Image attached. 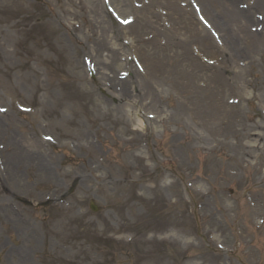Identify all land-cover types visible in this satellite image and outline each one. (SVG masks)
<instances>
[{"label":"rangeland","instance_id":"374dc122","mask_svg":"<svg viewBox=\"0 0 264 264\" xmlns=\"http://www.w3.org/2000/svg\"><path fill=\"white\" fill-rule=\"evenodd\" d=\"M55 1L54 9L60 11L61 20L77 16L82 18L84 27L63 30L62 34L53 31V28L62 30L55 16H50L54 9H38L41 5L34 6L37 0H0V95L4 94L3 87H6L9 95L5 102L15 96L22 103L34 106L36 113V116L11 114L10 118L15 117L0 123V137L7 135L5 139L0 138V144L5 145L1 155L8 157V141L26 145L40 132L49 133L60 141V146L51 150L43 146L44 159L31 158L25 162L21 174L11 179L14 192L10 191L7 195L0 192V199H7L17 207L16 214H11L16 217L12 219L7 211L0 210V246L9 243V246L19 250L14 257L21 260L20 264H216L222 259L217 258L213 246L207 244L208 231H215L213 235H220L221 242L227 245L240 239L242 245L238 246V252L243 264L247 250L264 254L261 239L250 229L255 210L258 216H264V150H257L259 147L262 150V145L264 148V128L256 104L261 94L264 97V51L261 54L255 51L252 66H246L241 71L234 68L240 76L236 77L233 86L228 85L227 92L229 88L251 90L255 102L247 106L248 118L244 120L245 124H240L244 128H234V133L229 128V133L226 132L230 143L218 146L225 152L218 149L215 155L208 152L209 143L220 145L218 140L222 135L207 131L208 140H202L193 132L192 128H196L199 133L189 115L182 117L187 121L183 124L178 119L180 114L174 102L170 100L165 106L169 94L176 90L171 82L167 86L160 85L166 98L156 97V101L159 100L157 107L153 106L150 110L159 112L160 118L166 114L171 121L170 129H175L178 137L166 131L163 133V128L159 127L155 128L153 139L138 135L129 146L124 143L127 136L135 135L139 130L133 133L137 122L132 120L131 108L119 101L117 93L110 95V101L102 90L106 88L104 84L97 89L93 83H88L81 56L94 54L97 67L106 71L108 78L123 64L116 59L112 75L108 69H103L102 63L109 61L106 59L108 52L97 47L102 40L98 29L95 37H89L87 25L90 16L81 12L84 11L81 7L83 0ZM120 8L125 12L131 10L128 3L120 4ZM51 22L52 27L49 26ZM141 29V34L147 33L143 30L145 28ZM57 36L61 39L58 40ZM245 40L248 42L246 34L242 42ZM87 89L92 92L86 94ZM95 93L98 102L91 105ZM140 93L136 98L142 101L145 95ZM198 95L199 92L193 94L194 101H198L195 99ZM78 107L81 109L79 115L76 114ZM88 114L98 115V122L88 124ZM19 118L23 121L16 123ZM48 120L54 121L57 127L44 129L40 126V122ZM13 128H19L20 133L14 134ZM81 128L87 131V139L95 136L94 131L96 136L104 139L108 148L97 146L100 155L111 160L91 175L84 174L82 163L78 162V169L72 168L77 157L83 156L80 154L83 150L76 153L75 159L65 154L67 141H72L74 147L81 143L82 140L76 136ZM253 131H260L261 137L256 134L249 137V132ZM175 140L178 142L175 143ZM117 141L119 146L112 147ZM143 141L148 144L145 148L141 144ZM177 143L183 144L184 150ZM150 149L153 156L161 153L155 157L158 161L154 173H148L149 163L135 157L138 154L143 157L149 155ZM217 154L219 157L216 159ZM182 155L186 156L182 164L174 162V156L181 159ZM212 158L214 160H207ZM89 160L90 157L84 162ZM38 161L40 166L36 164ZM30 164H34L33 167ZM141 170L146 176L139 180L127 179L125 175ZM228 171L236 173L229 175ZM103 175L111 176L110 185L103 181ZM184 176L192 184L208 191L209 195L202 199L198 194H190V189H184L181 180ZM98 179L105 187L96 181ZM6 183L10 188L8 180ZM227 187H233L235 193L229 196ZM246 190L258 199L252 208L244 201ZM46 195L49 197L47 200ZM59 198L64 200L59 201ZM192 198L199 200L203 207L195 209ZM90 200L100 206L99 211L89 209ZM226 217L228 220L234 217L235 221L227 222ZM238 222L249 227L248 238L232 236L240 226L236 224ZM125 229L136 234L135 242L127 247L126 254L119 251L108 253L109 249L101 244L119 248V243L118 246L115 243L109 245L108 239H125L128 234H122ZM164 237L172 243H164ZM189 243L190 251L185 252L182 246ZM219 253L220 257L225 254ZM109 254L114 255L109 257ZM2 263L5 264L3 259Z\"/></svg>","mask_w":264,"mask_h":264},{"label":"bare ground","instance_id":"6f19581e","mask_svg":"<svg viewBox=\"0 0 264 264\" xmlns=\"http://www.w3.org/2000/svg\"><path fill=\"white\" fill-rule=\"evenodd\" d=\"M115 1H117V0H115ZM257 3H258V5L259 6H262V5H264V0H257ZM201 4H202V6H203V9L205 10H207V5H206V3H205V0L203 1L202 0V2H201ZM173 5V4H172ZM101 7L99 6V4H96V5H94L93 6V14H95V15H98L100 12H98L99 11V9H100ZM101 10V9H100ZM203 10V11H204ZM136 11H138V10H136ZM178 11H180V10H178ZM139 12V11H138ZM231 12L233 13V12H237V13H239V14H242V15H246L247 14V11H243V10H231ZM231 14H229V16H230ZM177 17L178 18H180L178 15H177ZM110 21V20H109ZM213 21V20H212ZM104 22V21H103ZM104 23H107V22H104ZM184 22H182L181 24H183ZM136 24H134V22L132 23V24H130V25H128V27H133L134 28V26H135ZM107 31H108V26H105V27H101V32L103 33V34H105L106 35V33H107ZM136 31V30H135ZM95 34V33H94ZM250 36L252 35L253 37H257V35H259V34H249ZM175 37H177V36H175ZM259 38H262V36H259L258 37V39ZM198 39H200V43L202 44V46L203 47H205V43L202 41V40H207L208 41V43L210 44V42H209V40H208V38H207V35H206V33H204V32H200V37H198ZM231 43H232V45H233V47H236L235 46V44L237 43V42H235L234 40H235V37H231ZM260 43H264V40H259V41H257V40H252V45L254 46V47H258L259 46V44ZM115 44V43H114ZM97 47H100L99 49L100 50H102V49H106V50H108V52H109V54H108V58L110 59L108 62H104V63H102V65H108L109 64V67L115 62H113L112 63V61L114 60V58H115V53L117 52V50L120 48H113V47H108V45H107V43L106 42H100L99 44H97ZM102 48V49H101ZM231 49H234V48H231ZM105 50V51H106ZM95 51H96V49H95ZM102 51H104V50H102ZM102 51H100V52H102ZM235 51H236V49H235ZM246 57H247V55H249V53H248V50H246V51H244V53H243ZM247 58H249V57H247ZM112 63V64H111ZM134 77L135 78H137V79H141L140 77H139V75L135 72V74H134ZM172 79H173V77H171ZM125 81H127V80H125ZM128 82V81H127ZM126 82V83H127ZM125 83V84H126ZM128 84V83H127ZM145 86V85H144ZM106 94H108L107 92H106ZM93 100H95V98H93L92 99V101ZM126 105V104H125ZM127 107H128V105H126ZM230 107H234V108H236V106H230ZM181 110H184L183 108H180ZM227 115V114H226ZM132 120H136L138 123H140L141 124V120L139 119H135L134 117H132ZM20 152H21V150L20 151H18L17 153L20 155ZM23 152H24V157L25 158H29V157H31L32 156V152L31 151H28V150H23ZM85 168V167H84Z\"/></svg>","mask_w":264,"mask_h":264},{"label":"snow or ice","instance_id":"6c2138e0","mask_svg":"<svg viewBox=\"0 0 264 264\" xmlns=\"http://www.w3.org/2000/svg\"><path fill=\"white\" fill-rule=\"evenodd\" d=\"M128 21H125V23H127Z\"/></svg>","mask_w":264,"mask_h":264}]
</instances>
